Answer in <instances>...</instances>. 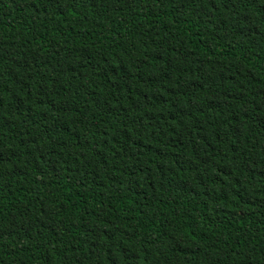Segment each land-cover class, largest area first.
<instances>
[{"label":"trees","instance_id":"1","mask_svg":"<svg viewBox=\"0 0 264 264\" xmlns=\"http://www.w3.org/2000/svg\"><path fill=\"white\" fill-rule=\"evenodd\" d=\"M0 264H264V0H0Z\"/></svg>","mask_w":264,"mask_h":264}]
</instances>
